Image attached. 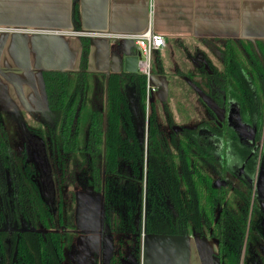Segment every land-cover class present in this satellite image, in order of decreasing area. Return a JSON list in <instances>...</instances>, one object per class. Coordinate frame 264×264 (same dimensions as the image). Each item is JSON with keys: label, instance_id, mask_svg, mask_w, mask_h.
Wrapping results in <instances>:
<instances>
[{"label": "flooded vegetation", "instance_id": "flooded-vegetation-1", "mask_svg": "<svg viewBox=\"0 0 264 264\" xmlns=\"http://www.w3.org/2000/svg\"><path fill=\"white\" fill-rule=\"evenodd\" d=\"M202 42L93 71L125 103L111 166L46 69L38 108H0V264H142L147 234L186 237L188 264L202 238L212 262L264 264V38Z\"/></svg>", "mask_w": 264, "mask_h": 264}, {"label": "crops", "instance_id": "crops-1", "mask_svg": "<svg viewBox=\"0 0 264 264\" xmlns=\"http://www.w3.org/2000/svg\"><path fill=\"white\" fill-rule=\"evenodd\" d=\"M148 28L164 36V61L177 43L264 38V0H0V108H38L42 71L78 68L80 36L88 69L107 72L123 68L122 41Z\"/></svg>", "mask_w": 264, "mask_h": 264}, {"label": "trees", "instance_id": "trees-1", "mask_svg": "<svg viewBox=\"0 0 264 264\" xmlns=\"http://www.w3.org/2000/svg\"><path fill=\"white\" fill-rule=\"evenodd\" d=\"M72 21L74 28H78L79 15L78 6L74 2L72 8ZM228 41V40H227ZM80 56L79 65L76 70H53L46 69L44 73V80L49 95L66 96V100L71 102L69 110L71 116L77 112L75 127L81 130L89 127L90 131L99 139V142L106 143V149L101 151V162L105 165H113L112 157L115 152L111 149L110 143L115 136L116 131L120 127L122 121L120 115L125 112V103L123 98L119 95L117 90V75L104 74L100 72H93L87 69L88 54H89V38L85 36L80 37ZM81 101V107L78 111L75 106ZM57 104H53L52 111H58ZM103 123V125H102ZM117 132L115 139L119 137ZM74 141H77L74 140ZM79 152L75 149L70 151V166L78 164L80 161ZM96 169L100 171V157L96 163ZM228 251L232 250L229 245L224 246ZM225 264H237L231 257L226 256Z\"/></svg>", "mask_w": 264, "mask_h": 264}, {"label": "water", "instance_id": "water-1", "mask_svg": "<svg viewBox=\"0 0 264 264\" xmlns=\"http://www.w3.org/2000/svg\"><path fill=\"white\" fill-rule=\"evenodd\" d=\"M147 30H150L153 33H157L152 31L150 28L143 30L142 32H145ZM142 32H136V34ZM250 39L254 41L256 37H250ZM80 49H81V44H80ZM121 49H122L121 61L123 62V69L128 72H136L138 54H137L136 45L134 43V39L130 37L123 40ZM79 56H80V52H79ZM112 60L114 61L116 60V58H112ZM78 65H79V58H78ZM110 67H111L110 71L112 72L117 71V68H114L112 66ZM76 69L54 68L53 70H76ZM240 126L241 125L238 123L234 124V127L236 129H238ZM200 242H201L200 249L202 251L200 252V256H199L200 264H217L218 263L217 257H214L215 260L214 262L208 260L209 254L206 250V246L203 238L200 239ZM188 260H189V247L186 242V237L169 235V234L145 235L142 246V264H188Z\"/></svg>", "mask_w": 264, "mask_h": 264}, {"label": "built area", "instance_id": "built-area-1", "mask_svg": "<svg viewBox=\"0 0 264 264\" xmlns=\"http://www.w3.org/2000/svg\"><path fill=\"white\" fill-rule=\"evenodd\" d=\"M135 45L138 47V63L140 64L141 58L143 62L150 60L151 53L154 50L160 49L165 43L164 38L161 34L153 33L150 30L135 34L132 37Z\"/></svg>", "mask_w": 264, "mask_h": 264}, {"label": "rangeland", "instance_id": "rangeland-1", "mask_svg": "<svg viewBox=\"0 0 264 264\" xmlns=\"http://www.w3.org/2000/svg\"><path fill=\"white\" fill-rule=\"evenodd\" d=\"M167 70L168 71L173 70V67L172 68L167 67ZM169 79H173L174 80V78L171 75L169 76ZM210 242L213 244V246L215 248V240L210 238Z\"/></svg>", "mask_w": 264, "mask_h": 264}]
</instances>
